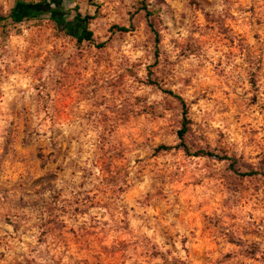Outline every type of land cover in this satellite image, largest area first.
I'll return each instance as SVG.
<instances>
[{
  "label": "rangeland",
  "instance_id": "obj_1",
  "mask_svg": "<svg viewBox=\"0 0 264 264\" xmlns=\"http://www.w3.org/2000/svg\"><path fill=\"white\" fill-rule=\"evenodd\" d=\"M47 7L94 39L0 22V264H264V0Z\"/></svg>",
  "mask_w": 264,
  "mask_h": 264
},
{
  "label": "trees",
  "instance_id": "obj_2",
  "mask_svg": "<svg viewBox=\"0 0 264 264\" xmlns=\"http://www.w3.org/2000/svg\"><path fill=\"white\" fill-rule=\"evenodd\" d=\"M45 13H49L52 17V19L61 27H65L67 28V31L69 34H72L73 32V26L75 25L78 28V32L73 33V36L76 37V39L79 42H83V41H93V32L89 29L88 24H89V20L91 19V17L89 16H85L83 17L82 14L77 13L72 21H68L64 16L66 15V13L61 10L60 8H48L47 7V0H42L40 2H33V1H26V0H17L15 6L12 8L11 12L7 15V16H0V22L6 19H11L13 22L18 23V22H22L25 19H30V18H34L37 16H40L42 14ZM150 26L152 27V24H150ZM115 28H117L119 31H124V32H128L129 28L125 27V26H115ZM155 31V30H154ZM155 35H156V40L159 41V33L157 31H155ZM104 45L100 44V46ZM169 93L173 96H176L183 108V121H182V128L179 130L178 132V136L180 139L179 144H177L176 146H171V145H163L161 146L162 149L164 150H169L172 148H183L186 152H189V148L185 142V135L188 131V125L190 123V119L188 117V110H187V105L184 101V99L181 96H178L176 94H174V92L169 91ZM197 156H210V157H214L220 160H230L234 163V160H232V158L228 157L227 155L225 156H219L217 154H214L212 152H205V151H201V152H197V154H195Z\"/></svg>",
  "mask_w": 264,
  "mask_h": 264
}]
</instances>
